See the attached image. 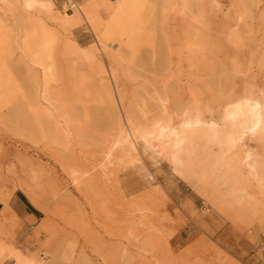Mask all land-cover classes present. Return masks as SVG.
Returning a JSON list of instances; mask_svg holds the SVG:
<instances>
[{
  "label": "rangeland",
  "instance_id": "rangeland-1",
  "mask_svg": "<svg viewBox=\"0 0 264 264\" xmlns=\"http://www.w3.org/2000/svg\"><path fill=\"white\" fill-rule=\"evenodd\" d=\"M44 1H0V204L20 191L39 213L26 229L2 213L0 264H264V141L227 149L183 123L264 103V0Z\"/></svg>",
  "mask_w": 264,
  "mask_h": 264
},
{
  "label": "bare ground",
  "instance_id": "bare-ground-1",
  "mask_svg": "<svg viewBox=\"0 0 264 264\" xmlns=\"http://www.w3.org/2000/svg\"><path fill=\"white\" fill-rule=\"evenodd\" d=\"M3 1V0H0ZM24 6L26 8H34V5H38L40 10L46 14H50V7L48 6L47 2L44 0H24ZM136 0H130V2H135ZM6 2V1H5ZM4 2V3H5ZM3 3V2H2ZM7 4V3H5ZM10 4V3H9ZM184 4V3H183ZM33 5V6H32ZM7 6V5H6ZM103 6L106 11L110 14V6L107 0H102L97 7ZM31 10V9H30ZM28 11V10H27ZM104 11V10H103ZM104 13V12H103ZM73 12L70 15H66V17L71 18L73 17ZM100 15V14H99ZM63 17V16H62ZM61 22H65V19L59 17ZM88 21L94 24L95 29L100 32L102 24L96 14L88 16ZM92 26V25H91ZM23 49L25 53L28 55L30 59V63L32 65H39V56H42V49H37V41H34L32 37H25L23 40ZM44 66V65H43ZM30 68V67H28ZM48 66L43 67L42 72V98L46 101L50 106H52L50 99V91H49V74H48ZM36 93V92H35ZM55 110V109H54ZM61 111V110H60ZM40 113V112H39ZM42 116H48L51 118L47 112L40 113ZM61 117V115H59ZM224 123L221 126H218L215 123H202V121L196 119L195 121L185 120L183 123L185 125L195 124L199 126L200 133L202 136L206 137L209 141L215 142L219 146L225 147L227 149L233 148L236 143L241 141L243 137H256L260 141H264V103H261L257 99L247 98L242 102H236L228 106L224 113ZM66 123V122H65ZM51 130L54 132V136L58 137L61 133L60 126L53 122L51 126ZM126 131V130H125ZM123 132V131H122ZM121 137L123 141L127 142L129 145V134L126 132L124 135L121 133ZM161 138H171L172 143L170 145V149L172 150V160L175 163L176 170H178L181 165L182 161L178 159V154L175 153V150L181 147L182 139L179 137V133L176 129H171L167 134L163 131L159 133ZM144 144L147 145L145 142ZM131 147V146H130ZM249 154H247L248 157ZM251 171L255 170L253 165H248ZM4 254L10 259H13L14 264H32L30 259H27L25 256L21 255L19 251L13 250H5Z\"/></svg>",
  "mask_w": 264,
  "mask_h": 264
},
{
  "label": "crops",
  "instance_id": "crops-1",
  "mask_svg": "<svg viewBox=\"0 0 264 264\" xmlns=\"http://www.w3.org/2000/svg\"><path fill=\"white\" fill-rule=\"evenodd\" d=\"M53 1L54 3H58L59 0ZM179 184L180 183L178 182L177 186ZM5 210H8L11 215L20 221L21 228H32V226L38 223L37 217L39 216V213L37 209L29 203L20 191L14 192L6 204H0V217ZM187 222L190 224V229L196 227L195 222L192 220L187 219ZM189 228L187 226H182L173 236L170 243L173 249H182L188 241H190Z\"/></svg>",
  "mask_w": 264,
  "mask_h": 264
},
{
  "label": "trees",
  "instance_id": "trees-1",
  "mask_svg": "<svg viewBox=\"0 0 264 264\" xmlns=\"http://www.w3.org/2000/svg\"><path fill=\"white\" fill-rule=\"evenodd\" d=\"M38 214V213H37Z\"/></svg>",
  "mask_w": 264,
  "mask_h": 264
}]
</instances>
